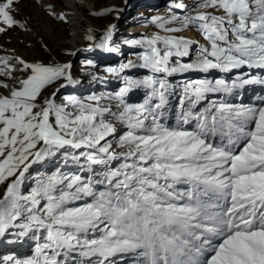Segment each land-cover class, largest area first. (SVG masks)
Segmentation results:
<instances>
[{
    "label": "snow or ice",
    "instance_id": "obj_1",
    "mask_svg": "<svg viewBox=\"0 0 264 264\" xmlns=\"http://www.w3.org/2000/svg\"><path fill=\"white\" fill-rule=\"evenodd\" d=\"M19 2L0 0V35L25 28L16 18ZM196 7L201 10L189 12L186 0H174L167 18L151 21L165 35L124 41L146 45L139 67L152 75L125 76L124 86L109 97L69 95L57 103V92L76 83L70 62L0 55V237L20 228L19 237L32 233L37 241L34 255L4 261L77 264L79 257V264H115L117 255L139 252L146 264H264V97L255 104L208 100V94H231L264 84V78L185 80L180 103L188 101L189 108L178 114L182 123L162 122L174 87L166 77L264 69V0H200ZM48 10L57 16L52 5ZM114 28L109 25L95 46L118 52L109 43ZM191 29L207 43L184 62L198 42L177 34ZM133 66L129 61L106 70ZM140 87L149 89L144 101L127 103L125 96ZM105 98L117 101V111L101 105ZM202 101L207 107L196 111ZM190 121L194 126L184 128ZM61 153L65 164L78 165L76 171L31 174ZM28 180L34 183L25 191Z\"/></svg>",
    "mask_w": 264,
    "mask_h": 264
},
{
    "label": "rangeland",
    "instance_id": "obj_2",
    "mask_svg": "<svg viewBox=\"0 0 264 264\" xmlns=\"http://www.w3.org/2000/svg\"><path fill=\"white\" fill-rule=\"evenodd\" d=\"M73 2L72 5H69L66 0H20L17 5L19 12L16 18L25 23V28L17 27L8 31L6 34L0 35V55H20L29 62L38 61L45 64L70 62L76 83L66 85L57 92V103L64 102V98L69 95H74L81 100H85L90 95L109 97L124 86L123 78L125 76L132 77L133 79H143L147 75H152L149 70L139 67L141 61L138 57L145 50L146 45H128L124 41L151 37L155 33L165 35L151 21L156 16L167 18L171 14L169 9L174 0H74ZM186 3L189 5V12L201 10L196 7L200 3V0H186ZM48 5L53 6V10L57 16L63 13L66 19L60 20L57 19V16L49 15ZM108 7H115L117 11L99 16L92 14L93 12L101 11ZM172 11L178 15L183 14L180 10L172 9ZM109 25H115L112 40L109 43L110 46L119 49L118 54L116 52L105 51L103 47L98 48L95 46L102 44ZM53 30L62 31L60 34V43L52 39L51 31ZM190 31L194 35L191 39L198 43L192 46L190 57L182 58L184 62H187L189 59H195L199 45L207 43L196 29H191ZM185 32L186 30L177 35L186 37ZM89 34L93 35L94 40L89 41L86 39V36ZM78 35H82V39L75 44L71 39ZM89 45H92V47L90 48ZM72 52H75V55H70ZM87 61H91L92 63L88 64ZM129 61L134 66L125 69L123 72L110 73L106 70L109 67L119 69L121 64H126ZM246 69L247 66H242L240 69H234L228 73L211 70L209 73L187 72L166 77L174 87L169 91L167 95L168 102L162 109L164 113L162 122L171 127H176L182 123L178 121V114L182 110L187 111L189 108L188 101H185L183 105L180 103V97L183 94L180 85L183 81L197 78L214 80L220 74L225 75L226 80L232 81L238 75H248L244 71ZM15 75L17 78H23V73L19 71ZM156 75L159 78L161 74ZM0 79L3 78L0 77ZM7 82L10 85L15 83L11 79H8ZM62 82L60 81L58 83ZM57 86L53 85L49 87L44 92V96L54 91ZM261 87L264 88V84ZM148 92L149 89L143 87L135 88L125 96V100L127 103H142L148 95ZM254 93L255 91L250 92L249 95H246L247 97H244L239 88L235 89L231 93L232 101L233 103L238 101L252 104L258 103L250 98L257 95V92L253 95ZM221 97H218L216 94H208V100L223 99ZM261 97L259 96V98ZM246 99L247 101H245ZM232 101L229 103H232ZM156 102L158 101H153V103ZM100 103L102 106L117 111L115 107L117 101L114 99L105 98ZM201 105L207 107V102H200L196 106L198 111L203 109H198ZM192 126H194V121H191L188 125H183L184 128H190ZM56 168H61L65 171H76L78 165L73 164L71 160L65 164L63 154L61 153L54 158H49L45 163L35 165L30 172L33 176L43 173L50 174ZM33 183L31 180L26 181L25 191L30 190ZM20 231V228H11L3 237H0V264H9V262L3 259L6 256L24 259L34 255L37 241L33 239V234L29 233L25 237H19L18 233ZM39 242L43 243L44 241L41 239ZM20 250L21 252H19ZM134 253L137 252H133L132 254ZM73 255L76 254L73 253ZM58 259H63V257H58ZM81 259L79 257L77 258V264H79ZM69 263L73 264L72 261Z\"/></svg>",
    "mask_w": 264,
    "mask_h": 264
},
{
    "label": "bare ground",
    "instance_id": "obj_3",
    "mask_svg": "<svg viewBox=\"0 0 264 264\" xmlns=\"http://www.w3.org/2000/svg\"><path fill=\"white\" fill-rule=\"evenodd\" d=\"M74 0H66V2L69 4V5H72L74 2H73ZM135 28V27H134ZM62 33V31L61 30H59V31H56V30H53V31H51V37H52V39L53 40H55L57 43H60V34ZM185 35H186V37L187 38H193L194 37V35H193V32L192 31H190V30H186V32L184 33ZM82 36V35H81ZM81 36H75L73 39H71L72 40V42L73 43H75L76 44V42L77 41H80L82 38H81ZM117 54H118V52H116ZM115 54V53H114ZM119 56V55H118ZM249 67H247V69L245 70L246 71V73L248 74V75H245L246 76V78H248V77H250V76H253V75H255V76H258V77H261V78H264V69L262 70L261 68H249ZM263 72V73H262ZM71 73H72V77H73V79L75 78V76H74V74H73V72H72V70H71ZM231 75V74H230ZM245 76H244V78H245ZM218 78H221V79H224V80H226V78H225V75H219L218 76ZM228 83H231L232 81L231 80H226ZM260 85H263V84H249V85H245V86H243L242 88H239L240 90H242V92H243V95H245L246 94V90L247 89H251V88H253L252 90H254V91H257L258 93H257V95H256V97L254 96L253 98H251V100H253L254 102H258L259 101V96H262L263 97V93H264V88L263 87H259ZM51 94V92L48 94V95H50ZM48 95H46V96H48ZM216 95L218 96V97H220V96H222L221 98H223V99H225L224 101L225 102H230V101H232V95L231 94H228V93H216ZM255 95V94H254ZM247 97V96H246ZM230 98V99H229ZM245 101H247V99L245 100ZM232 103H233V101H232ZM236 103H238V104H252V103H248V102H240V101H238V102H236ZM236 103H234V104H236ZM203 104V103H202ZM199 105V104H198ZM201 108H205L203 105H201V107H198V109H201ZM195 110H197V108L195 109ZM198 111V110H197ZM185 126V125H184ZM219 139V138H218ZM0 187H2V186H0ZM9 246V245H8ZM10 249H12L13 250V248H11L10 247ZM19 252H21V250L19 251ZM133 253V252H132ZM132 253H125V254H119V255H117L116 257H114L113 259H114V262L116 263V264H130V263H132V264H145L146 263V258L144 257V256H142V255H140L139 254V252H137V253H134V254H132ZM121 256H123V259H121ZM78 258V257H77ZM70 262V261H69ZM78 263V262H77ZM2 264V263H1ZM69 264H72V263H69Z\"/></svg>",
    "mask_w": 264,
    "mask_h": 264
}]
</instances>
